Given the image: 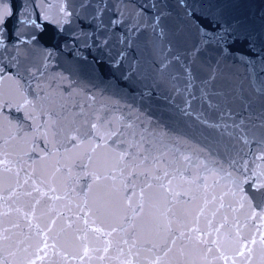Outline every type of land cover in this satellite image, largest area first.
<instances>
[{"label": "water", "instance_id": "water-1", "mask_svg": "<svg viewBox=\"0 0 264 264\" xmlns=\"http://www.w3.org/2000/svg\"><path fill=\"white\" fill-rule=\"evenodd\" d=\"M0 6L3 264H264V0Z\"/></svg>", "mask_w": 264, "mask_h": 264}, {"label": "snow or ice", "instance_id": "snow-or-ice-1", "mask_svg": "<svg viewBox=\"0 0 264 264\" xmlns=\"http://www.w3.org/2000/svg\"><path fill=\"white\" fill-rule=\"evenodd\" d=\"M13 13L10 11V10H7L5 9L4 7L0 6V25L4 24L6 19L8 17H10ZM261 90H264V88H262ZM92 128L93 130H95L97 128V125L96 124H93L92 125ZM96 135H99V133L97 132ZM116 135L115 132H112V133H109L108 134V137L109 139H111L112 136ZM72 139H75V137H72ZM129 147H132L131 144H129ZM141 148L143 147L142 145L140 146ZM129 155V153L127 151L121 153V156H120V159L123 160L125 156ZM155 160V158H153ZM148 160V156L145 155L143 157V159L141 160V163H143L144 161H147ZM133 173L132 172H129V176H132ZM165 176H167V172L164 173ZM157 179H159V177H157ZM127 185H125V190L127 189ZM146 187H151V184H147ZM255 188H257L258 190L260 188H264V184H257V185H254ZM237 188L239 189V191L241 193L244 192L243 188H241L239 185H237ZM141 194H143V190H141ZM126 199H130V197H126ZM241 199L244 200V199H248L247 195H242L241 196ZM249 205L251 206V201L249 200ZM257 215V213L255 211H253V216ZM261 216L262 218H264V213H261ZM95 231H100L99 229H95ZM113 231H115V229H113ZM173 243H175V241H173ZM252 243H255V240L252 241ZM261 243L264 244V235H262L261 237ZM85 254H87V251L88 249L85 248ZM105 252L108 251V248L106 247L104 249ZM249 252H251V249H249ZM0 264H3V261H0ZM128 264H131V262H128Z\"/></svg>", "mask_w": 264, "mask_h": 264}]
</instances>
